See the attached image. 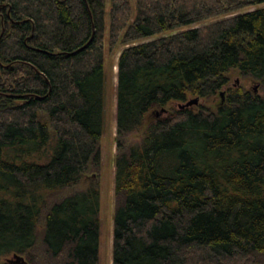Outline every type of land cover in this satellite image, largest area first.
Segmentation results:
<instances>
[{"label":"trees","instance_id":"1","mask_svg":"<svg viewBox=\"0 0 264 264\" xmlns=\"http://www.w3.org/2000/svg\"><path fill=\"white\" fill-rule=\"evenodd\" d=\"M262 4L0 0V264H99L100 190L64 193L100 168L107 35L111 51L129 45L113 264H264V95L179 107L232 70L264 88V8L240 12Z\"/></svg>","mask_w":264,"mask_h":264},{"label":"rangeland","instance_id":"2","mask_svg":"<svg viewBox=\"0 0 264 264\" xmlns=\"http://www.w3.org/2000/svg\"><path fill=\"white\" fill-rule=\"evenodd\" d=\"M134 2V1H133ZM264 8V4L250 7L240 12H247ZM239 13V12H238ZM109 19V18H108ZM196 24L182 30H188L204 25ZM177 31L168 32L167 35L176 33ZM165 35V36H167ZM106 53H105V68H106V106H105V123L103 129V137L100 143L101 147V163L97 173H90L75 187L67 190L64 195H69L79 190H83L90 185V183L97 185L101 194L100 205V221H101V235H100V261L99 264H113V216L116 207L115 197V161L118 154L117 150V74H118V60L124 48L128 47L120 44L117 49H109V36L106 37ZM228 84L218 93L217 96L206 99L199 98V105L208 106L216 110L219 106L225 103L227 94L230 90L244 89L246 91L254 92V87L258 84L250 78H244L239 71L232 70L229 75ZM264 95V88L259 84L258 92ZM198 97H190V100ZM197 104V105H198ZM178 105L168 106L166 109L170 111ZM196 106V105H193ZM192 107V106H191ZM160 113V110L157 112ZM152 117L155 113L151 114ZM150 120V119H149ZM141 133L132 135L128 141H138L141 138ZM14 255L2 258V262H7L13 259ZM27 262V258L23 256Z\"/></svg>","mask_w":264,"mask_h":264},{"label":"water","instance_id":"3","mask_svg":"<svg viewBox=\"0 0 264 264\" xmlns=\"http://www.w3.org/2000/svg\"><path fill=\"white\" fill-rule=\"evenodd\" d=\"M258 88H259V84H257L254 87V93L258 92ZM198 102H199V98H196V99L188 101L187 103H185L183 105H179V107H181V108H183V107H191L193 105H197ZM166 111L167 110H163L162 112H166ZM7 262L10 263V264H27V262L25 261L24 257L21 256V255H17V254H15L13 256V259L8 260Z\"/></svg>","mask_w":264,"mask_h":264}]
</instances>
